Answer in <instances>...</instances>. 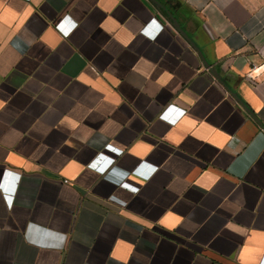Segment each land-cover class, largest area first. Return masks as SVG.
Segmentation results:
<instances>
[{
    "label": "crops",
    "instance_id": "obj_1",
    "mask_svg": "<svg viewBox=\"0 0 264 264\" xmlns=\"http://www.w3.org/2000/svg\"><path fill=\"white\" fill-rule=\"evenodd\" d=\"M263 44L264 0H0V264H264Z\"/></svg>",
    "mask_w": 264,
    "mask_h": 264
},
{
    "label": "built area",
    "instance_id": "obj_2",
    "mask_svg": "<svg viewBox=\"0 0 264 264\" xmlns=\"http://www.w3.org/2000/svg\"><path fill=\"white\" fill-rule=\"evenodd\" d=\"M262 48L264 49V44H263ZM229 168H230L231 170H233V167H232V166H230ZM120 185L123 186V187H125V188L130 189V190L133 191V192H136V191L138 190V187H137V186L132 185V184H130V183H128V182H125V181L121 182ZM110 198L115 199L113 196H110Z\"/></svg>",
    "mask_w": 264,
    "mask_h": 264
},
{
    "label": "water",
    "instance_id": "obj_3",
    "mask_svg": "<svg viewBox=\"0 0 264 264\" xmlns=\"http://www.w3.org/2000/svg\"><path fill=\"white\" fill-rule=\"evenodd\" d=\"M152 1H154V2H155V0H152Z\"/></svg>",
    "mask_w": 264,
    "mask_h": 264
}]
</instances>
